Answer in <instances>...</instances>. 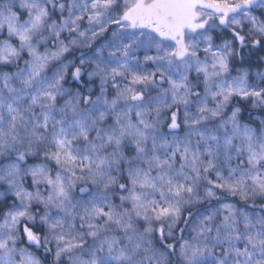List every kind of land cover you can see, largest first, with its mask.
<instances>
[{
  "label": "snow or ice",
  "instance_id": "6c2138e0",
  "mask_svg": "<svg viewBox=\"0 0 264 264\" xmlns=\"http://www.w3.org/2000/svg\"><path fill=\"white\" fill-rule=\"evenodd\" d=\"M0 264H264V0H0Z\"/></svg>",
  "mask_w": 264,
  "mask_h": 264
}]
</instances>
